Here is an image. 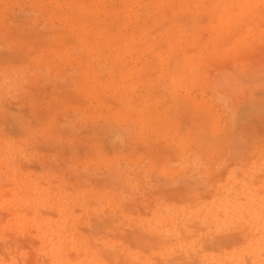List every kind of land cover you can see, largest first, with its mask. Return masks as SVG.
Returning a JSON list of instances; mask_svg holds the SVG:
<instances>
[{"label":"rangeland","instance_id":"374dc122","mask_svg":"<svg viewBox=\"0 0 264 264\" xmlns=\"http://www.w3.org/2000/svg\"><path fill=\"white\" fill-rule=\"evenodd\" d=\"M0 264H264V0H0Z\"/></svg>","mask_w":264,"mask_h":264}]
</instances>
